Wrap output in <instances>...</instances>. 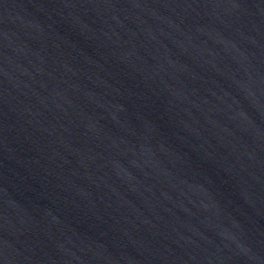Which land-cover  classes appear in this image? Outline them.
Masks as SVG:
<instances>
[{
  "label": "water",
  "instance_id": "95a60500",
  "mask_svg": "<svg viewBox=\"0 0 264 264\" xmlns=\"http://www.w3.org/2000/svg\"><path fill=\"white\" fill-rule=\"evenodd\" d=\"M0 264H264V0H0Z\"/></svg>",
  "mask_w": 264,
  "mask_h": 264
}]
</instances>
